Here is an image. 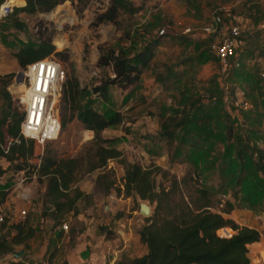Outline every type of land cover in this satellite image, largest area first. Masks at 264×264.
Listing matches in <instances>:
<instances>
[{"label":"rangeland","instance_id":"rangeland-1","mask_svg":"<svg viewBox=\"0 0 264 264\" xmlns=\"http://www.w3.org/2000/svg\"><path fill=\"white\" fill-rule=\"evenodd\" d=\"M18 1L13 3L12 10ZM130 1L139 8L138 12L121 13L115 23L98 25H94L95 16L107 6L108 0H90L80 13L75 1L66 2L59 6L62 9L58 7L50 14L14 15L8 11L0 19V77L9 79L6 90L11 95L12 107L23 112L17 97L24 89V78L20 75L24 69L18 65L14 52L21 43H35L37 29L44 27L45 36L50 37L55 51L67 52L68 62L55 54L52 56L60 62L66 79L73 73L85 89L82 102L105 116L119 113L122 117L118 125L102 133L104 138L112 139L104 145L116 147L121 157L109 160L105 168L78 174L76 185L86 194L77 202L80 211L91 214L90 209L97 201L99 211L93 212L94 217L102 219L99 222L103 224L108 218L103 214V206L108 202L106 195L116 194L121 188L122 162H135L154 168L155 185L170 190L161 212L177 213L185 204L196 209L207 201L209 210L220 213L230 202L233 209L223 214L224 217L264 232V176L252 164L259 159L258 150L264 152V0H255L254 9L246 6L252 0ZM8 2L3 0L0 6ZM184 6L193 12L183 11L179 16L196 19L191 24L195 30L210 23L217 14L225 24L231 20L240 23L244 44L237 57L238 67L222 72L209 48L208 36L196 39L182 33L185 25L175 23L172 15L184 10ZM225 6L229 7L228 11L222 9ZM60 10L66 13L60 14ZM15 20L24 22L25 26L16 29ZM162 28L168 32L159 35ZM147 46L152 48L153 57L136 84L127 88L110 85L105 95L94 96L97 82L104 81L111 73L108 65H98L102 51L113 48L132 56ZM1 89L0 80V113L5 105ZM197 99V103L190 105ZM58 113L66 121L65 126L57 139L47 142L43 150L65 157L84 154L93 135L88 137L89 133L76 118L69 119L74 113L62 99ZM183 114L187 115V125L169 142L160 135L161 123L166 117ZM190 132L203 139L192 144ZM237 139L247 150L241 160L235 152ZM34 146L31 162L36 161L39 153L37 145ZM0 164L6 166L1 159ZM239 172L242 176L238 182ZM16 180L10 172L0 180L11 188L7 202L0 208L5 218L0 223V240L9 241L15 233L12 224L23 222L25 227L35 228V234L26 241V247L21 244L12 248L30 247L36 251L48 242L54 226L51 219L41 216L44 184L37 178L27 180L29 199L19 201ZM142 204L151 208V216L155 205L135 195L119 196L112 205L116 209L108 222L116 235H119L117 230L126 234L125 241L121 240L126 245L121 258L141 256L147 250L138 237V231L146 223V216L140 213ZM22 209L26 210L24 217L20 215ZM70 222L73 229H78L84 220L72 216ZM248 249L251 264H256V245ZM55 250L44 257L46 263L52 261Z\"/></svg>","mask_w":264,"mask_h":264},{"label":"trees","instance_id":"trees-1","mask_svg":"<svg viewBox=\"0 0 264 264\" xmlns=\"http://www.w3.org/2000/svg\"><path fill=\"white\" fill-rule=\"evenodd\" d=\"M68 1L71 3L75 1L80 13L90 0H19L12 13L14 15L22 12L49 13ZM2 2L3 0H0V4ZM138 10L139 8L130 0H108L107 6L96 14L94 25L115 23L121 13L132 15ZM59 13L66 12L60 10ZM13 25L16 29H22L25 23L15 20ZM44 31L45 28L40 26L37 29L38 40L35 43H21L14 52L18 65L24 70L28 64L53 54L60 60L68 62L67 52L55 51L50 37L45 36ZM152 57L153 50L150 46L132 56L126 55L123 50L107 48L100 53L98 65H108L113 76L108 75L93 88V91L105 95L110 85L127 88L136 84L142 71L149 66ZM0 80L1 94L5 101L0 113V159L6 163V166L0 164V178L7 172L13 176L21 170L29 176L35 172L38 182L44 184L41 216L51 219L54 225L60 224L67 213L76 214L80 211L77 202L86 196L76 185L78 174L81 171L88 173L105 168L109 160L121 157L122 153L116 147L104 145L112 139L104 138L102 133L106 128L118 125L122 117L119 113L105 116L91 105L82 102L85 89L80 87L76 76L72 73L68 79L65 77L62 83L60 99L65 101L70 111L74 113L69 119L76 118L84 129L92 131V143L80 156L65 157L49 149L43 150L42 156L39 157L40 162L36 164L31 162L35 150L34 141L20 134L23 112L20 113L12 107L11 95L6 90L9 79L3 80L0 77ZM194 102L197 103L198 99L191 101L190 105ZM183 112L185 113L186 110ZM186 119V114L181 117H166L161 123L160 135L171 142L175 134L187 125ZM65 123V120H61V130ZM190 136L192 144L199 143L203 139L192 136L191 132ZM235 150L239 160L247 153L246 146L238 139ZM258 154V161L253 160L252 164L264 176L263 150H258ZM122 163L124 175L121 177V188L117 189V194L126 197L135 195L141 200L154 204L155 207L153 214L145 218L146 223L138 231L140 241L145 244L147 252L131 259L121 258L115 264H251L248 245L264 238V232L239 225L233 219L224 217L223 214H229L233 209L230 202L226 203L227 207L220 213L209 210V202L206 201L196 206V209L185 204L179 212L165 214L161 211L170 190L155 185L154 168L142 167L135 162ZM236 168L239 169V166ZM241 176L239 172L238 182ZM10 190L11 188L0 183V207L6 202ZM12 227L15 233L11 239L0 240V254L12 251L14 245L23 244L26 247V241L35 234V228L25 227L23 222L12 224ZM222 227H228L233 232L230 238H222L218 235L217 231Z\"/></svg>","mask_w":264,"mask_h":264},{"label":"built area","instance_id":"built-area-1","mask_svg":"<svg viewBox=\"0 0 264 264\" xmlns=\"http://www.w3.org/2000/svg\"><path fill=\"white\" fill-rule=\"evenodd\" d=\"M8 11H12V6L5 7L2 12L1 5L0 19ZM219 23H221V18L214 16L212 21L202 26L201 29L195 30L191 27H186L183 33L196 39L206 37L216 32V26ZM167 32V28H162L159 30V35H164ZM243 44L244 40L240 23L232 24L225 29L218 40H213L209 43V48L218 60L222 72H227L239 66L237 57L242 50ZM110 76L112 77L113 74L110 73ZM65 77L64 69L53 56L30 63L23 71L24 89L17 97L23 107L20 134L26 139L33 140L39 148L36 164L40 162L39 157L43 154L44 145L57 139L61 131L58 103L61 98V88ZM100 83L98 81L96 86ZM94 96H100L99 92H95ZM14 176L17 178L15 185L16 197L19 201H27L30 196V189L26 182L36 178V173L33 172L29 176L24 170H21L16 172ZM20 215L24 217L26 210H20ZM4 219V215L0 212V223ZM62 228L65 229L66 225L62 224ZM217 233L222 238H230L233 232L228 227H222ZM44 264L48 263L45 262Z\"/></svg>","mask_w":264,"mask_h":264},{"label":"crops","instance_id":"crops-1","mask_svg":"<svg viewBox=\"0 0 264 264\" xmlns=\"http://www.w3.org/2000/svg\"><path fill=\"white\" fill-rule=\"evenodd\" d=\"M169 2H173V0H169ZM187 3L189 2L187 1ZM183 4L185 5V3ZM254 4H256V1L252 0V2H249L246 6L252 7L254 9ZM186 6L183 7L184 10L175 12L172 15L175 23H177L178 25L180 23H183V25H185L182 28V33L184 28L191 27L192 23L197 22V20L193 17L179 16V13L189 10ZM222 9L228 11L229 7L225 6ZM214 16H219L221 18V16L218 14ZM234 23H238V21L231 20L225 24L221 19V23L216 26V32L207 36L211 39V41L218 40L225 29ZM107 129L108 128H106L104 132H106ZM86 131L89 133L88 137H91L93 135L92 131ZM119 196L123 195H118L117 193L113 194L112 192L106 195L105 199L106 202H108L103 206V214L106 213L108 215L106 217L108 218L104 221L103 224L99 222L102 219H96L94 217V213L98 214L97 212L99 211V204L96 201L90 209L89 213L91 214H87L86 212L84 213L82 211H79L76 214H74L73 212L67 213L63 217L60 224L54 225L52 227L50 238L44 247L36 251L31 249L30 247H27V249L12 248V251L0 255V264H44V257H46V255H48L50 251H53V249H56V254L54 255L52 261L50 260L51 262H48V264H115L119 259H121V253L126 250V245H122L121 242V240L125 241V232L117 230L119 235H116L115 229L112 228V224L110 225L108 222L111 220L112 215L115 213L116 208L112 205ZM85 214L88 217H86ZM72 216L84 220L81 228H72V223L70 222ZM68 221L70 222L69 227H67ZM62 224L66 225L65 229L62 228ZM110 234L114 236L112 238L108 237ZM255 245L256 264H264V238L262 237L260 241L249 244L248 248ZM50 248L52 250H50ZM18 252H22V255L20 257L16 256V253ZM10 256H12V258H10Z\"/></svg>","mask_w":264,"mask_h":264},{"label":"water","instance_id":"water-1","mask_svg":"<svg viewBox=\"0 0 264 264\" xmlns=\"http://www.w3.org/2000/svg\"><path fill=\"white\" fill-rule=\"evenodd\" d=\"M20 75L23 77V72H20ZM140 213H141L142 215L148 217V216H150V214H151V208H150L148 205H146V204H142V205L140 206ZM21 255H22V252H18V253H16V256H17V257H20Z\"/></svg>","mask_w":264,"mask_h":264},{"label":"bare ground","instance_id":"bare-ground-1","mask_svg":"<svg viewBox=\"0 0 264 264\" xmlns=\"http://www.w3.org/2000/svg\"><path fill=\"white\" fill-rule=\"evenodd\" d=\"M16 0H10V2L6 3L5 5L2 6V12L5 10V7H9V6H12L14 5L13 3L15 2Z\"/></svg>","mask_w":264,"mask_h":264}]
</instances>
